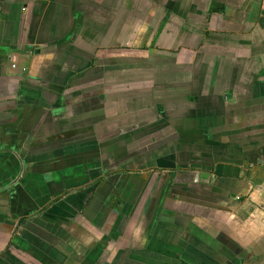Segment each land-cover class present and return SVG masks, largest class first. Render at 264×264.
<instances>
[{
	"label": "crops",
	"instance_id": "0c3cea01",
	"mask_svg": "<svg viewBox=\"0 0 264 264\" xmlns=\"http://www.w3.org/2000/svg\"><path fill=\"white\" fill-rule=\"evenodd\" d=\"M0 264H264V0H0Z\"/></svg>",
	"mask_w": 264,
	"mask_h": 264
},
{
	"label": "built area",
	"instance_id": "2783aa9c",
	"mask_svg": "<svg viewBox=\"0 0 264 264\" xmlns=\"http://www.w3.org/2000/svg\"><path fill=\"white\" fill-rule=\"evenodd\" d=\"M13 67H16V64L13 65ZM27 69L25 68L24 71H26Z\"/></svg>",
	"mask_w": 264,
	"mask_h": 264
}]
</instances>
